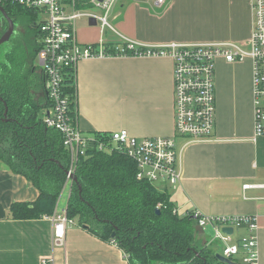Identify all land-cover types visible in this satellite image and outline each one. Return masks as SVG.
I'll use <instances>...</instances> for the list:
<instances>
[{"label": "crops", "instance_id": "1", "mask_svg": "<svg viewBox=\"0 0 264 264\" xmlns=\"http://www.w3.org/2000/svg\"><path fill=\"white\" fill-rule=\"evenodd\" d=\"M107 18L114 31H101L96 20L78 19V42L96 44L102 39L113 44L121 33L146 44L231 41L244 47L253 27L250 0H168L162 6L152 0H116ZM214 65L212 140L186 143L175 136L181 178L162 191L169 192L179 214L256 216L258 264H264V133L253 140L251 61L228 62L218 56ZM75 101L77 125L84 135L125 129L137 138L173 136L172 62L144 56L81 59ZM64 188L68 192L62 191L56 207L67 205L71 182ZM37 196L24 176L0 163V264H40L46 257L53 258L51 264H130L121 248L94 236L76 219L66 225L64 245L56 246L53 225L44 217H7L12 203L33 202ZM197 231L212 251L217 242L224 246L209 240L212 225H197ZM247 234L245 225L234 227L230 243ZM241 256L240 251L237 258Z\"/></svg>", "mask_w": 264, "mask_h": 264}, {"label": "trees", "instance_id": "2", "mask_svg": "<svg viewBox=\"0 0 264 264\" xmlns=\"http://www.w3.org/2000/svg\"><path fill=\"white\" fill-rule=\"evenodd\" d=\"M5 10L13 21L12 11H27L16 6ZM16 39L11 50L0 55V163L38 191L33 202L12 203L7 217L33 219L54 211L67 180L70 155L61 134L43 120L51 106L44 74L32 59L26 67ZM36 52L37 46L33 56ZM62 75L69 114L77 117L75 77L69 68ZM91 136L104 141L105 147L97 149L94 142L77 158L66 205L69 219L114 242L130 264H225L197 237L193 213L179 214L168 191L137 179L134 162L110 142L108 134Z\"/></svg>", "mask_w": 264, "mask_h": 264}, {"label": "built area", "instance_id": "3", "mask_svg": "<svg viewBox=\"0 0 264 264\" xmlns=\"http://www.w3.org/2000/svg\"><path fill=\"white\" fill-rule=\"evenodd\" d=\"M115 1L0 0L1 5L38 11L42 18L36 23V57L38 66L46 77V94L51 102L50 108L44 111L43 120L46 126L61 134L63 146L69 152L70 164L65 185L72 182L70 175L73 173L77 158L84 155L90 144L95 142L97 149L105 147L104 141H96L91 135H84L80 131L77 119L69 114L68 101L61 90L64 69L69 68L72 76L76 78L77 64L84 58L144 56L168 57L171 60L173 136L137 138L131 136L125 129L106 133L110 142L132 159L137 179L145 180L152 185L156 182L161 183L159 191L164 190L166 186L175 187L181 178L179 167L181 149L176 148L175 136L184 137L186 143L212 140L215 124L216 57L221 56L228 62L250 59L253 140L264 133V0H250L253 27L247 41L248 48L231 41L146 44L117 32L119 39L117 43L105 44L100 39L96 44H80L75 33L76 20L81 17L93 19L99 23L101 31L106 27L113 30L107 14ZM152 1L157 6H162L168 0ZM59 200L60 197L57 202ZM193 214L197 217L199 227L212 225L213 234L210 241L218 240L224 243L221 249L223 257L235 264H258L256 216H203L195 211ZM42 217L53 225V244L63 246L66 225L72 223L67 217L66 207L55 206L50 215ZM241 225L246 226L248 234L240 242L230 243L231 234L224 232L222 228L233 229ZM240 251L242 256L238 259ZM52 262V257L40 260V264Z\"/></svg>", "mask_w": 264, "mask_h": 264}, {"label": "rangeland", "instance_id": "4", "mask_svg": "<svg viewBox=\"0 0 264 264\" xmlns=\"http://www.w3.org/2000/svg\"><path fill=\"white\" fill-rule=\"evenodd\" d=\"M12 17H15L14 23H15L16 31L18 33H15L11 37L9 42L4 43L2 45V47L0 48V55H3L6 51L11 50L14 37L17 36L18 39H16L14 41V45L16 46V44L18 43L21 46L19 56L20 57H22V55L25 56L26 67H28V65H30L29 61L32 59L34 65L37 66L38 68H40L38 66L37 57L33 56L34 49L37 46V44H36L37 28L34 27L33 23H37V22L42 20L39 12L38 11H30V10H27V11L22 10V11H16V12L12 11ZM78 19H80V18H78ZM3 30H4V24H3V21L0 19V33ZM21 39H22L23 45L21 44ZM244 48H248V46H244ZM0 58H1V56H0ZM153 186L156 189H159L161 187V183L156 182V183H154ZM63 191H64L63 192L64 194H67L68 189L64 188ZM198 235H199V232L197 231V237H198ZM209 240H211V237ZM221 247H222L221 244L219 242H217L216 248H215V250L213 249V251H215V253H217V252L221 251V249H222Z\"/></svg>", "mask_w": 264, "mask_h": 264}, {"label": "water", "instance_id": "5", "mask_svg": "<svg viewBox=\"0 0 264 264\" xmlns=\"http://www.w3.org/2000/svg\"><path fill=\"white\" fill-rule=\"evenodd\" d=\"M0 15H1L3 21L6 23V29L2 33V35L0 36V48H1L2 45L4 43L9 42L11 37L16 33V27H15V23H14L13 19L7 14L6 10L1 5H0ZM44 79H46L45 75H44ZM66 174H67V171H66ZM70 177H71V180L75 181V177L73 176V174H71ZM222 230L228 234H231L233 231V229L231 227H223ZM113 235H114V233L111 236H113ZM215 257L219 261H221L225 264H235L220 254H215Z\"/></svg>", "mask_w": 264, "mask_h": 264}, {"label": "bare ground", "instance_id": "6", "mask_svg": "<svg viewBox=\"0 0 264 264\" xmlns=\"http://www.w3.org/2000/svg\"><path fill=\"white\" fill-rule=\"evenodd\" d=\"M1 5V4H0ZM4 9H5V5H1ZM21 8V7H20ZM23 9V8H22ZM26 10V9H25ZM31 11V10H30ZM2 18V17H1ZM3 20V19H2ZM35 27H36V23H34ZM37 28V27H36ZM6 29V28H5ZM5 31V30H4ZM17 33V31H16ZM77 119V117H75ZM223 256V255H222Z\"/></svg>", "mask_w": 264, "mask_h": 264}, {"label": "flooded vegetation", "instance_id": "7", "mask_svg": "<svg viewBox=\"0 0 264 264\" xmlns=\"http://www.w3.org/2000/svg\"><path fill=\"white\" fill-rule=\"evenodd\" d=\"M18 33V32H17Z\"/></svg>", "mask_w": 264, "mask_h": 264}]
</instances>
